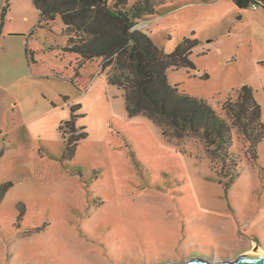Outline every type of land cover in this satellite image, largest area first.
I'll return each instance as SVG.
<instances>
[{
  "label": "rangeland",
  "instance_id": "obj_1",
  "mask_svg": "<svg viewBox=\"0 0 264 264\" xmlns=\"http://www.w3.org/2000/svg\"><path fill=\"white\" fill-rule=\"evenodd\" d=\"M152 6L134 28L164 52L196 41L194 67L170 66L169 83L224 117L222 103L251 85L264 123V8ZM95 22L70 30L33 0H0V264H181L264 250V137L254 156L232 126V175L198 134L166 136L129 115L123 87L108 80L117 59L102 68V56L73 47ZM70 119L74 134L86 132L74 146L59 128Z\"/></svg>",
  "mask_w": 264,
  "mask_h": 264
},
{
  "label": "trees",
  "instance_id": "obj_2",
  "mask_svg": "<svg viewBox=\"0 0 264 264\" xmlns=\"http://www.w3.org/2000/svg\"><path fill=\"white\" fill-rule=\"evenodd\" d=\"M238 8H251L256 3L264 8V0H233ZM41 17L54 19L59 13L67 25H77V19L92 18L98 21L90 28L92 34L83 37L75 49L95 56H102L105 68L115 57L121 65L120 72L108 80L124 89L125 108L129 115L144 114L156 123L164 135L184 137L198 134L218 155L224 169L235 175L238 161L231 156L229 147L233 142L232 126H236L248 142L250 152L256 156L257 145L264 137L261 106L254 96L251 85L244 84L236 90V98L228 97L222 103L227 117L221 115L204 98L179 91L168 81L170 66H191L187 53L196 45L195 40L185 38L172 52L159 48L142 30L134 28L138 20L154 11L152 0L135 2L127 8L128 0H116L112 7L108 0H33ZM100 22L106 23L105 27ZM111 27H108L107 25ZM1 28V24H0ZM82 37V36H81ZM73 41V38H69ZM108 61V63L106 62ZM73 119L59 128L70 131L66 138L68 146L76 145L86 132L74 134ZM63 132V136L65 131ZM6 184L0 185V196Z\"/></svg>",
  "mask_w": 264,
  "mask_h": 264
},
{
  "label": "water",
  "instance_id": "obj_3",
  "mask_svg": "<svg viewBox=\"0 0 264 264\" xmlns=\"http://www.w3.org/2000/svg\"><path fill=\"white\" fill-rule=\"evenodd\" d=\"M184 264H264V256H255L251 254H243L232 261H222L213 263L206 259L193 258Z\"/></svg>",
  "mask_w": 264,
  "mask_h": 264
},
{
  "label": "bare ground",
  "instance_id": "obj_4",
  "mask_svg": "<svg viewBox=\"0 0 264 264\" xmlns=\"http://www.w3.org/2000/svg\"><path fill=\"white\" fill-rule=\"evenodd\" d=\"M255 247V246H254ZM243 254H251V255H255V256H264V251L262 250V249H260L259 247H256V248H252L251 250H249V251H247V252H245V253H243ZM243 254H241V255H243ZM241 255H239V256H241ZM238 256V257H239ZM193 258H196V257H191V258H188V259H186L183 263H181V264H184V263H186V262H188L189 260H191V259H193ZM197 258H201V259H205V258H203V257H197ZM237 258V257H236ZM235 258V259H236ZM234 259V260H235ZM206 260H208V259H206ZM209 261V260H208ZM222 261H232V260H229V259H227V260H221V259H218L217 257L215 258V259H213V260H211V262H213V263H218V262H222ZM165 264H179V263H165Z\"/></svg>",
  "mask_w": 264,
  "mask_h": 264
},
{
  "label": "built area",
  "instance_id": "obj_5",
  "mask_svg": "<svg viewBox=\"0 0 264 264\" xmlns=\"http://www.w3.org/2000/svg\"><path fill=\"white\" fill-rule=\"evenodd\" d=\"M250 7H251L252 9H255V8L258 7V5H257L256 3H251V4H250Z\"/></svg>",
  "mask_w": 264,
  "mask_h": 264
},
{
  "label": "crops",
  "instance_id": "obj_6",
  "mask_svg": "<svg viewBox=\"0 0 264 264\" xmlns=\"http://www.w3.org/2000/svg\"><path fill=\"white\" fill-rule=\"evenodd\" d=\"M255 9H258V7L257 8H255ZM38 10V9H37ZM264 251V250H263Z\"/></svg>",
  "mask_w": 264,
  "mask_h": 264
}]
</instances>
